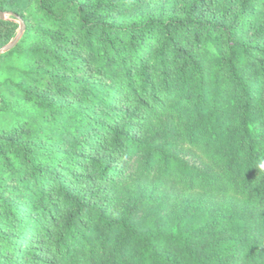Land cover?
I'll list each match as a JSON object with an SVG mask.
<instances>
[{
    "label": "trees",
    "instance_id": "obj_1",
    "mask_svg": "<svg viewBox=\"0 0 264 264\" xmlns=\"http://www.w3.org/2000/svg\"><path fill=\"white\" fill-rule=\"evenodd\" d=\"M0 12V264H264V0Z\"/></svg>",
    "mask_w": 264,
    "mask_h": 264
},
{
    "label": "water",
    "instance_id": "obj_2",
    "mask_svg": "<svg viewBox=\"0 0 264 264\" xmlns=\"http://www.w3.org/2000/svg\"><path fill=\"white\" fill-rule=\"evenodd\" d=\"M0 16L1 17H5V12H0ZM24 28H25V22L23 20L22 21V28H21V31H20L19 35L12 42H10L9 44H7V45H5V46H3V47L0 48V56H1V54L4 51L9 50V49H12L17 44V42H18V40H19L22 32L24 31Z\"/></svg>",
    "mask_w": 264,
    "mask_h": 264
},
{
    "label": "rangeland",
    "instance_id": "obj_3",
    "mask_svg": "<svg viewBox=\"0 0 264 264\" xmlns=\"http://www.w3.org/2000/svg\"><path fill=\"white\" fill-rule=\"evenodd\" d=\"M188 203H189V200L186 197H183L180 200L179 204L175 206V209L182 211L183 209H185L188 206Z\"/></svg>",
    "mask_w": 264,
    "mask_h": 264
},
{
    "label": "clouds",
    "instance_id": "obj_4",
    "mask_svg": "<svg viewBox=\"0 0 264 264\" xmlns=\"http://www.w3.org/2000/svg\"><path fill=\"white\" fill-rule=\"evenodd\" d=\"M258 168L264 170V160L258 162Z\"/></svg>",
    "mask_w": 264,
    "mask_h": 264
}]
</instances>
